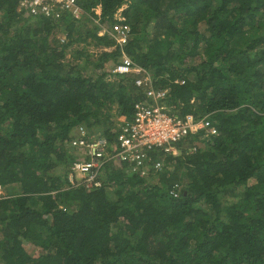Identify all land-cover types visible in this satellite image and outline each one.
I'll return each instance as SVG.
<instances>
[{"label":"trees","instance_id":"16d2710c","mask_svg":"<svg viewBox=\"0 0 264 264\" xmlns=\"http://www.w3.org/2000/svg\"><path fill=\"white\" fill-rule=\"evenodd\" d=\"M77 1L81 19L52 20L0 0V185L17 187L0 196V264H264V0ZM124 5L125 55L216 134L148 149L144 174L108 161L100 187L72 186L74 128L112 143L114 114L129 121L143 97L104 50ZM81 41L103 50L66 60Z\"/></svg>","mask_w":264,"mask_h":264},{"label":"built area","instance_id":"2783aa9c","mask_svg":"<svg viewBox=\"0 0 264 264\" xmlns=\"http://www.w3.org/2000/svg\"><path fill=\"white\" fill-rule=\"evenodd\" d=\"M123 6L114 14L115 22L107 32L114 39V46L121 52L120 60L111 72L119 75L135 74V85L143 93L142 99L133 105V114L129 121L118 126L114 142L99 134L91 135L84 126H77L72 131L67 144L75 150L76 158L68 167L67 179L70 185H82L87 189L98 188L102 185L103 165L110 161L113 164L128 163L146 173L150 158L147 150L160 147L164 154H176L175 143L188 133L199 129L205 130V136L215 135L216 129L209 124L207 115L176 114L174 105L166 103L169 88L155 86L148 71L135 65L123 52V46L130 37V26L122 14ZM25 10L33 16L43 15L52 20L60 19L69 14L74 19H81L84 9L77 0H19L18 11ZM97 22L101 8H92ZM105 50V48H104ZM111 50V49H110ZM175 82L183 83L181 79ZM160 168L161 163L156 164ZM178 184H174L170 193L177 195ZM0 196L3 187L0 185Z\"/></svg>","mask_w":264,"mask_h":264},{"label":"rangeland","instance_id":"374dc122","mask_svg":"<svg viewBox=\"0 0 264 264\" xmlns=\"http://www.w3.org/2000/svg\"><path fill=\"white\" fill-rule=\"evenodd\" d=\"M129 1V0H128ZM53 35L57 38V39H60L61 41H67V38H65V35L63 34V32L61 31V29L58 27V28H55L53 30ZM89 40V39H88ZM87 40V41H88ZM87 41H81V42H73L70 44V46L68 47L67 49V53H66V60H69V61H73V62H77L78 60H74L73 59V53H72V50L73 48H77V49H80L82 47H86L87 50L91 51L93 53V56L95 57L96 56V52H98V50H101L102 48H94L91 44L87 45ZM113 46L111 47H107L105 48V50H110V49H113L112 48ZM103 50V49H102ZM115 108L112 109V113H115ZM114 119L115 122H117V126H119L121 124V118H119L118 116H116L114 114V116L112 117ZM75 155V154H74ZM17 189V187L15 186H8V187H5L3 188V195H7V194H11V193H15L14 191Z\"/></svg>","mask_w":264,"mask_h":264},{"label":"clouds","instance_id":"9594fccd","mask_svg":"<svg viewBox=\"0 0 264 264\" xmlns=\"http://www.w3.org/2000/svg\"><path fill=\"white\" fill-rule=\"evenodd\" d=\"M123 7H125V5Z\"/></svg>","mask_w":264,"mask_h":264}]
</instances>
